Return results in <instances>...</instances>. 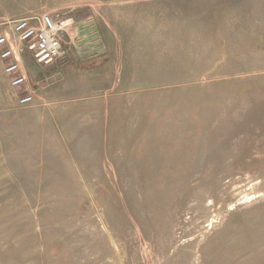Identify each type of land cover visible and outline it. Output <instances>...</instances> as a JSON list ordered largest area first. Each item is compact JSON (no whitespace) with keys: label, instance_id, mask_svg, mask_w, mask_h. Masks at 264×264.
<instances>
[{"label":"rangeland","instance_id":"1","mask_svg":"<svg viewBox=\"0 0 264 264\" xmlns=\"http://www.w3.org/2000/svg\"><path fill=\"white\" fill-rule=\"evenodd\" d=\"M54 13L27 87L0 60V264H264V0H0V35Z\"/></svg>","mask_w":264,"mask_h":264},{"label":"built area","instance_id":"2","mask_svg":"<svg viewBox=\"0 0 264 264\" xmlns=\"http://www.w3.org/2000/svg\"><path fill=\"white\" fill-rule=\"evenodd\" d=\"M72 25L73 19L66 13L33 15L12 21L10 31L0 35V60L9 85L14 89L27 87L25 56L37 65L52 63L62 56ZM21 97L18 98L20 105L33 102L32 94Z\"/></svg>","mask_w":264,"mask_h":264}]
</instances>
